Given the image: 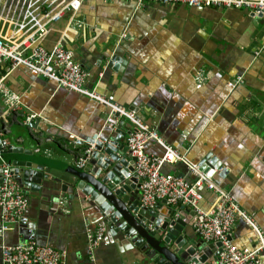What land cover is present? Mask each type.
Segmentation results:
<instances>
[{
	"label": "crops",
	"instance_id": "0c3cea01",
	"mask_svg": "<svg viewBox=\"0 0 264 264\" xmlns=\"http://www.w3.org/2000/svg\"><path fill=\"white\" fill-rule=\"evenodd\" d=\"M64 2L0 0V39L18 41L35 22H43L45 6L51 3L54 12ZM41 43L48 51L56 45L71 50L86 72V87L135 112L190 162L200 164L205 159L213 165L211 178L230 192L264 234V14L152 0L138 8L133 0H83L77 11H68L50 24ZM111 54L118 56L116 69L106 67L105 57ZM197 73L204 76L200 87ZM0 79L19 96L17 107L7 108L0 93L2 138L30 152L13 157L53 158L76 166L85 150L82 142L100 136L107 126L112 131L121 120V130H130L128 120L107 105L58 87L28 67L9 70L5 62ZM32 114H39L36 128H21ZM127 135L118 136L125 140ZM146 152L160 155L163 149L151 141ZM162 171L194 179L181 162L165 163ZM51 188L52 184L43 194H53L57 184ZM200 193L199 205L210 207L215 192L200 188ZM30 197L28 216L19 222L33 234L40 198ZM167 206L191 210L182 204ZM161 211H167L164 205ZM46 218L40 220L39 230L37 225L36 238L65 252L66 264H82L85 258L88 264H144L125 254L108 228L91 257L88 235L104 221L97 206H84L76 197L62 215ZM187 227L193 233L192 220ZM230 237L238 247L258 244L257 235L242 220L232 227ZM14 238L9 234L8 240Z\"/></svg>",
	"mask_w": 264,
	"mask_h": 264
},
{
	"label": "built area",
	"instance_id": "2783aa9c",
	"mask_svg": "<svg viewBox=\"0 0 264 264\" xmlns=\"http://www.w3.org/2000/svg\"><path fill=\"white\" fill-rule=\"evenodd\" d=\"M63 2L66 0H62ZM83 0H67L52 12L50 4L45 6L47 12L43 22H35L33 30L18 41L0 39V67L8 63L9 70L25 66L38 75L54 81L58 87L86 95L107 105L111 110L124 116L131 129L126 137L127 148L134 159L133 174L138 178L139 204L141 207H153L164 200L169 205L182 204L193 211L192 227L198 238L207 243H219L217 256L211 264H259L264 258V234L256 222L232 198L230 192L207 176L199 164L190 162L186 156L173 146L166 144L159 132L146 124L135 112L129 111L113 101L112 96H105L95 89L86 87V72L75 60L71 50L56 45L48 51L41 41L47 34L50 24L58 21L66 12L77 11ZM138 7L146 0H133ZM163 4L183 3L190 7L245 8L253 15L264 14V0H152ZM50 8V9H49ZM264 47V43H263ZM196 86L200 87L204 76L197 73ZM0 93L7 108L17 107L19 96L10 92L0 79ZM32 114L30 118H37ZM156 141L163 149L162 154L152 155L146 152V146ZM38 151V149H36ZM89 152V149L85 151ZM1 160V158H0ZM85 158L79 156L75 165L85 166ZM181 162L194 176L192 181L163 172L165 163ZM2 181L0 182V230L12 229L27 208V199L15 181L10 165L2 161ZM200 188L215 192V201L208 207L199 205L202 198ZM237 220L250 226L258 238L254 247H238L231 240V229ZM106 221L98 223L96 229L87 238L88 252L93 257L95 248L100 244L106 229ZM66 253L49 245H41L30 239L15 245L1 246L2 264H66Z\"/></svg>",
	"mask_w": 264,
	"mask_h": 264
},
{
	"label": "water",
	"instance_id": "95a60500",
	"mask_svg": "<svg viewBox=\"0 0 264 264\" xmlns=\"http://www.w3.org/2000/svg\"><path fill=\"white\" fill-rule=\"evenodd\" d=\"M105 58L106 67L116 69L117 54L107 55ZM114 116H117V113ZM38 122L35 118L24 120L21 128L26 126L36 128ZM122 125L123 120L120 121V127L116 125L112 131H110L111 127L107 126L100 136L95 135L81 143L85 149L82 155L86 160L82 168L53 158L37 157L28 160L13 157L15 154L30 152L13 141L3 139L1 133L5 127L3 124L0 125L1 160L10 165L11 173L27 199L28 208L32 203L30 196L40 198V211L36 212L38 217L32 224L36 229L35 233L29 232L23 227L24 223L19 221L10 230L4 232L0 230V252L2 245H15L30 239H35L36 243L44 245L36 238L37 225L38 230L40 229V220H44L45 217L46 220L51 217L55 219L58 215H62L69 207V201L77 197L82 205L97 206L101 210L102 220L107 222L106 229L108 228L117 242L123 246L125 254L133 255L140 262L211 264L217 256L215 249L219 243H207L198 238L194 231L190 232L187 225L193 218L192 210L177 211L174 207L167 206L164 200L153 207L140 206L139 180L133 174L134 159L127 148L126 139L123 140L118 136L120 132L124 135L130 130L123 132ZM129 129H131L130 125ZM87 149H89L88 153L85 152ZM199 166L207 176H212L213 165L204 159ZM216 166L219 168L221 164ZM225 171L226 168H222L221 172ZM2 179L0 166V182ZM51 184L53 187L51 190L57 184L55 192L51 195L43 194V190L45 191V188ZM64 195L67 196L65 204L62 202ZM133 196L136 198L134 201ZM163 205L168 212H159ZM28 208L22 217L27 218ZM26 218L22 220L26 221ZM9 234H15L16 238L8 240ZM88 263L89 260L85 258L82 264ZM0 264H2L1 259Z\"/></svg>",
	"mask_w": 264,
	"mask_h": 264
}]
</instances>
